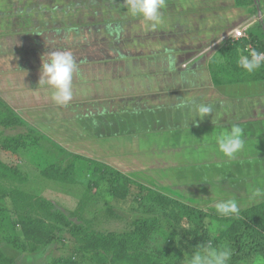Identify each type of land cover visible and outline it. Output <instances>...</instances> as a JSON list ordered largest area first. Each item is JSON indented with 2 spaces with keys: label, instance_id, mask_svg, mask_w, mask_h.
<instances>
[{
  "label": "crops",
  "instance_id": "1",
  "mask_svg": "<svg viewBox=\"0 0 264 264\" xmlns=\"http://www.w3.org/2000/svg\"><path fill=\"white\" fill-rule=\"evenodd\" d=\"M111 9L114 13L107 15L105 21L90 20L17 33L16 38L21 42L18 48L23 51L19 50L18 57L22 62L26 59L23 63L19 60L18 66L25 76L17 75L14 90L6 95L16 102L14 110L25 120H29V114L33 115L32 126L56 144L60 139L54 130L63 128L64 137L69 133L71 141L76 137L81 140L80 145L97 152L95 156L90 152L89 157L83 156L134 180L143 171L132 172L116 163L136 159L139 153L136 140L166 138L168 143L162 156L170 170L171 162L193 163L205 155L213 157L216 146L212 136L222 128L239 125L243 139L248 135L254 138V128H264V79L234 83L230 80L238 74L228 73L225 68L229 60L224 53L228 45L224 36L242 21L245 24L251 20L252 13L237 8L234 0H179L178 3L168 0L161 10L164 23L168 24L150 29L142 19L127 13L125 1ZM262 14L261 23L264 6ZM189 17L200 18L205 24L190 32ZM170 25L173 27L169 29ZM252 26L249 30L264 39V29L256 30ZM55 51L70 52L77 63L73 97L67 105H58L51 99V89H47V106L30 102L39 93L42 61ZM241 84L248 87L242 89ZM247 90L252 92H242ZM198 104L211 106L212 113L203 119L195 118ZM183 147H189L193 156ZM218 162L226 161L218 158ZM187 165L176 168L185 169ZM224 167L223 171L230 170L227 164ZM200 168L193 166L187 176L198 177ZM257 169L254 172L262 171L260 164ZM260 198L254 205L264 203V197Z\"/></svg>",
  "mask_w": 264,
  "mask_h": 264
},
{
  "label": "rangeland",
  "instance_id": "2",
  "mask_svg": "<svg viewBox=\"0 0 264 264\" xmlns=\"http://www.w3.org/2000/svg\"><path fill=\"white\" fill-rule=\"evenodd\" d=\"M123 1L125 0H0V42L2 41L0 43V79L2 80H0V95L6 97L8 103H14L16 105V102L9 99L6 93L11 94L12 90H14L15 84H13V81L18 77L17 75L21 74L25 76L18 66L20 63L18 52L22 51L18 47L21 42L17 40L15 43H11L9 41L15 38L17 33L27 31V29L31 31L32 28L75 25L90 20L98 22L105 21L109 18L107 15L114 13L111 7L113 6L115 8V4ZM165 1L168 2V0ZM169 1L179 2V0ZM260 1L261 3L264 2V0ZM230 3L232 4V1ZM256 15L254 13L250 15L252 19L248 24L256 20L253 18ZM172 20L173 18H171ZM204 24V21L200 20V18H193V20L191 17L188 18L190 32L198 25ZM172 27L171 25L168 26L169 29ZM174 31L172 33H175ZM165 35L166 32L163 34V39ZM26 51L27 49L25 48L24 52ZM25 60L23 59V62ZM23 62L21 61V63ZM2 75H4V79L1 78ZM241 86H243L241 87L242 89L248 87L243 84ZM38 88V96L31 99L30 102H39L43 106H47L49 104V93H47V89L49 90V88L41 86ZM242 92L249 93L252 91L247 90ZM32 117V114L28 115L29 122H31ZM66 127L68 128V124H66ZM57 129H59L58 132L54 130L57 134L56 136H59L57 138L60 139H55L57 140V144L54 145V140L51 138L41 140L35 148H31L28 152L23 153L22 159L13 158L16 160V163L21 165L22 171L27 176V181L24 184L15 183L13 186L37 198L40 197L53 202L55 207L63 212L68 213L69 211H73L72 214L76 216L74 215L72 218L75 221H79L78 216H81L85 224L93 229L105 232L129 230L131 220L141 213L136 207V204L130 199L125 202V199L120 197L115 198L114 196H109L103 190V186L100 189V186L96 187L95 184L89 187V179L95 177L92 171L90 175L86 172V165L88 166L91 161L87 157L90 156L88 154L89 152L93 156L97 152L93 148H90V146H85V144L80 145V139L76 137L71 141L69 133L66 134L67 137H64L63 128ZM2 133L11 134L12 131L4 129L0 125L1 136ZM253 133L255 135L254 138H251L249 135L245 137L244 149L238 152L233 159L224 157L215 148L213 157L205 155L202 157V160L200 157V161L193 163L171 162V169L167 170L168 168L164 165L162 152L164 151V145L168 142L166 138L156 136L136 140V144L139 147V153L136 154V159L122 163L118 161L116 164L118 166H127L132 169V172L143 171L140 173L143 179L136 175V180L159 191H163L172 197L191 204L194 203L195 206H199L200 208L209 209L215 202L228 198H235L240 209L247 208L262 200L260 197L250 199L252 192L258 187L264 189V128H254ZM59 144L64 145L61 146ZM120 148L130 149L127 146ZM183 149L190 153L188 155L193 156L191 155V149L189 147H183ZM77 153L87 157L82 155L83 157L81 156V158L76 159L78 171L70 174V176H76V182L63 183L55 180H47L39 174L41 169H44L52 163H59L64 167L68 166L75 160ZM207 154L211 153L207 152ZM131 157L133 158V156ZM8 158V161L12 160L11 155ZM114 158L117 159V155ZM124 158L130 159L128 156H124ZM218 158L226 162H218ZM106 163L109 164V162ZM186 164H189L186 166V170L184 168L177 170L176 165ZM226 164L230 170L223 171ZM259 164L260 170L262 171L259 173L254 172L258 170L257 167ZM193 166H201V174L198 177L193 176L194 178H190L187 175H190ZM8 185L10 183L0 180V195L2 197L5 190H9ZM1 200L5 202L9 210L10 220L12 222L15 221L17 219V210L12 203V198L7 196L4 200L0 199V203H2ZM106 201H109L113 207H109ZM84 202L86 203L81 210V205ZM5 229H8V227L3 228L2 231H5ZM2 231L0 233V247L12 260L7 264H49L53 259L67 255L77 260L78 264H96L91 259L90 253L84 252L80 255L75 253V251L73 252L72 249H74L75 245L74 237L67 229H65L62 234V239L58 242L55 241L33 252L14 246L2 235ZM15 233L19 236L18 244H24L25 240L19 227L16 228ZM194 251L193 249H188V251L184 252V255L188 257ZM1 260L2 258H0ZM258 260H264V258L259 257L255 260L252 257L242 262V264H257Z\"/></svg>",
  "mask_w": 264,
  "mask_h": 264
},
{
  "label": "trees",
  "instance_id": "3",
  "mask_svg": "<svg viewBox=\"0 0 264 264\" xmlns=\"http://www.w3.org/2000/svg\"><path fill=\"white\" fill-rule=\"evenodd\" d=\"M257 1L260 5L261 1ZM234 3L239 9L258 13L255 0H235ZM260 7L263 8V5ZM263 23L256 22L254 29L262 31ZM248 36L229 40L224 49L229 60L225 66L227 72L238 74L231 82L264 79V67L252 74L238 67L240 52L249 48V44L250 48L264 52V39L251 29ZM9 41L15 43L17 38ZM1 78L4 79V75ZM7 101L6 97L0 95V125L12 131L11 134L0 135V180L10 183L9 190L6 189L0 199L4 200L7 196L12 198L17 219L13 222L10 220L9 210L1 200L0 233L8 227L2 231V235L14 246L33 252L58 242L67 229L74 237L73 252L80 255L90 253L96 264H185L187 256L184 252L196 250L198 245L209 240L214 246L221 243L231 246L233 255L229 264H242L252 257L255 260L264 258V203L240 209L239 218L221 217L213 206L209 209L200 208L131 179L104 163L91 161L86 166V172L90 175L92 171L95 178L89 177L88 186L95 184L96 187L100 186L99 189L103 186L109 196L120 197L125 202L130 199L141 212L131 220L129 230L105 232L91 228L81 216H78L79 221H75L72 218L75 215L73 211L63 212L53 202L14 187L15 183L24 184L27 176L13 158L22 159L23 153L49 137L16 112L13 107L16 105ZM10 155L12 160L8 161ZM79 158L81 156L76 155L75 160L65 167L59 163L49 164L39 174L47 180L76 182V176L70 174L78 171L76 159ZM85 203H82L81 210ZM106 204L113 207L109 201ZM17 227L24 237V244H18L19 236L15 233ZM0 258V264L12 261L1 247ZM49 264H78V261L67 255L57 257Z\"/></svg>",
  "mask_w": 264,
  "mask_h": 264
},
{
  "label": "clouds",
  "instance_id": "4",
  "mask_svg": "<svg viewBox=\"0 0 264 264\" xmlns=\"http://www.w3.org/2000/svg\"><path fill=\"white\" fill-rule=\"evenodd\" d=\"M125 6L127 13L132 17L142 19L147 28L155 29L164 23L161 10L165 6V0H125ZM260 9L263 13V8L260 7ZM253 18L256 19L254 22L260 21L258 13ZM249 21H245L246 24ZM248 25L250 28L253 24ZM226 37L227 35L224 36V42L228 43L229 40ZM237 63L244 72L252 74L264 67V52L257 51L255 48H245L241 50ZM40 72L39 85L51 89V99L56 104L67 105L73 97L74 75L78 73L73 55L68 51L51 52L48 59L42 61ZM194 111L195 118L203 119L212 113V108L206 104H198ZM243 135V129L239 125H232L230 129L222 128L215 133L212 140L219 153L228 159H233L245 147ZM258 197H264V189L259 187L252 192L250 199ZM211 206L221 217L239 218L240 216V208L235 198L219 200ZM232 255V248L228 243L214 246L209 240L207 243L198 245L196 250L188 255L185 264H229ZM257 264H264V260H258Z\"/></svg>",
  "mask_w": 264,
  "mask_h": 264
},
{
  "label": "built area",
  "instance_id": "5",
  "mask_svg": "<svg viewBox=\"0 0 264 264\" xmlns=\"http://www.w3.org/2000/svg\"><path fill=\"white\" fill-rule=\"evenodd\" d=\"M249 30V25L248 24H241L235 28H233L230 33H228L226 39L227 40H236V39H239V38H244V37H249L248 34H247V31ZM242 33V34H241Z\"/></svg>",
  "mask_w": 264,
  "mask_h": 264
},
{
  "label": "water",
  "instance_id": "6",
  "mask_svg": "<svg viewBox=\"0 0 264 264\" xmlns=\"http://www.w3.org/2000/svg\"><path fill=\"white\" fill-rule=\"evenodd\" d=\"M256 2V6H257V8H258V15H259V17L261 18V20H263V18H262V10L260 9V6L257 4V0H255Z\"/></svg>",
  "mask_w": 264,
  "mask_h": 264
},
{
  "label": "flooded vegetation",
  "instance_id": "7",
  "mask_svg": "<svg viewBox=\"0 0 264 264\" xmlns=\"http://www.w3.org/2000/svg\"><path fill=\"white\" fill-rule=\"evenodd\" d=\"M259 2H260V0H259ZM257 3H258V1H257ZM258 4H259V3H258ZM261 4L263 5V3L260 2V5H261Z\"/></svg>",
  "mask_w": 264,
  "mask_h": 264
}]
</instances>
